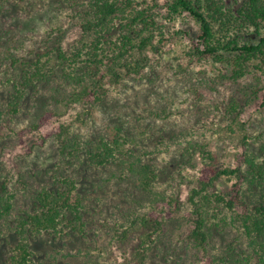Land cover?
<instances>
[{
  "label": "trees",
  "instance_id": "16d2710c",
  "mask_svg": "<svg viewBox=\"0 0 264 264\" xmlns=\"http://www.w3.org/2000/svg\"><path fill=\"white\" fill-rule=\"evenodd\" d=\"M29 2L0 0V127L11 128L23 115H30L31 122L17 133L20 142L32 153L55 139L59 162L55 169L46 170L50 174L46 182L37 179V173L20 174L12 183L0 170V264H59L55 255H49L47 262L38 257L33 241L43 235L64 246L78 242L76 251L55 249L63 264L78 258L81 240L96 233L92 227L96 218L91 190L82 191L85 188L76 173L107 165L116 166L112 177L91 183L100 189L105 181H116V195L128 204L121 207L122 200H118L116 205L131 215L115 230L124 258L116 264H147V252L156 245L167 217L177 211L178 201L155 189L159 165L134 149L140 143L127 123H115L110 133L84 137L71 129L58 108L95 104L103 100L108 81L145 76L148 50L160 51L159 45L167 40L165 25L178 18L188 26L183 31L186 54L224 65L227 73L220 71V80L237 83L249 75L259 80L264 74V0H88L76 6L81 34L76 43L64 45L59 34L51 46L20 55L26 39L20 29L32 22ZM18 14L28 21L21 24ZM252 101L257 102L256 116L244 120L242 113ZM225 111L245 132L243 140L252 136L256 123L264 124V85L230 97ZM76 118L83 119L81 115ZM261 135L256 145L246 141L233 163L224 166L214 154L198 149L204 163L188 195L192 227L183 239L169 242L170 247L162 255L157 253L158 259L154 256L150 264H182V254L176 249L179 239L205 264H264ZM28 137L33 139L30 145ZM129 140L135 147L127 145ZM196 150L190 145L181 151L184 163ZM222 177L229 186L214 193ZM17 185L25 196L21 203L17 202ZM138 197L148 201L147 211L133 207L134 202L141 204ZM82 256L81 264H113L92 258L88 250Z\"/></svg>",
  "mask_w": 264,
  "mask_h": 264
},
{
  "label": "rangeland",
  "instance_id": "374dc122",
  "mask_svg": "<svg viewBox=\"0 0 264 264\" xmlns=\"http://www.w3.org/2000/svg\"><path fill=\"white\" fill-rule=\"evenodd\" d=\"M86 1L88 0H30L29 13L32 22L28 28L20 29L26 39L24 49L19 54L26 55L30 50H40L44 45L51 46L59 34L63 35L64 45L76 43L81 36L76 6ZM23 15L18 14L17 18ZM27 21L26 18L21 19V24ZM187 29L188 26L182 18L167 22V40L159 45L160 51L147 52L150 62L145 76L124 77L116 83L108 81L102 90L103 100L95 104L79 103L70 108H58L63 113V119L71 124V129L84 137H91L98 132L110 133L115 123H127L132 134L137 136L140 146L135 147V143L130 140L127 145L135 147L147 159L153 157L159 165L160 174L155 189L172 195L178 201L177 211L167 217V225L159 235L156 245H152L147 252V264L152 262L154 256L157 257V253L162 255L165 247H170L169 242L175 241L177 237L183 239L192 227L193 206L188 195L204 163L202 152L198 149L202 148L203 151L214 154L216 162L224 166L233 163L235 153L242 151L246 141L256 145L259 133H262L260 139L264 138V124L256 123L253 135H248L243 140L245 132L241 130L239 123L236 124L234 116L226 114L225 111L230 97H240L247 90L263 86L264 74L259 80L254 75H249L237 83L220 80V71L227 73L224 65L215 64L211 59H198L186 54L188 41L183 31ZM49 32H52L50 37ZM191 34L195 35L193 32ZM256 106L257 102L252 101L243 111L242 119L255 118L253 111ZM77 115H81L83 119H77ZM31 120L30 115H23L11 128L0 127V170L12 183H15L20 174L35 176L37 173V179L42 182L50 181V174L47 175L46 170L55 169L59 162L55 139L50 138L44 146L35 147L32 153H28L20 142L17 133ZM32 141L28 137L26 143L30 145ZM190 145L197 150L184 163L180 153ZM208 160L205 154V161ZM83 171L76 175L81 176L80 186L85 188L82 191L87 188L91 190L93 216L96 218L92 227L96 233L92 231L86 239L81 240L82 252L78 258L70 260L71 264H81L86 250L98 261L119 263L124 259L123 247L117 240L115 230L122 228L121 224L131 215L119 210L116 202L122 200L118 202L124 208L128 204L116 195V181H105L100 189H96L91 183L94 181L98 184L101 179L112 177L111 173L116 171V166L107 165L93 169L87 167ZM227 186L226 178L222 177L212 191L220 193ZM16 188L17 202L21 203L25 196L21 195L18 185ZM137 199H140L141 204L134 202L133 207L136 206L139 212L147 211L148 201L145 198ZM77 239L76 236L75 240ZM178 241L182 249L179 245L176 249L182 254V264H205L195 252L187 250L180 239ZM77 245L78 242L64 246L61 241H55L49 235L33 241V247L41 260L47 262L49 255H55L59 264L64 261L55 249L62 246L76 251Z\"/></svg>",
  "mask_w": 264,
  "mask_h": 264
}]
</instances>
